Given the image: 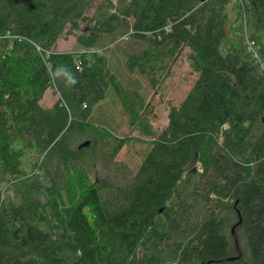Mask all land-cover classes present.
I'll list each match as a JSON object with an SVG mask.
<instances>
[{"label":"trees","instance_id":"obj_1","mask_svg":"<svg viewBox=\"0 0 264 264\" xmlns=\"http://www.w3.org/2000/svg\"><path fill=\"white\" fill-rule=\"evenodd\" d=\"M95 2L0 0V264H264V0L243 16L238 0H107L88 17ZM64 34L79 49L56 50ZM103 37L134 48L125 68L151 89L189 49L197 79L160 132ZM108 92L139 136L92 121ZM134 142L135 170L116 159Z\"/></svg>","mask_w":264,"mask_h":264},{"label":"rangeland","instance_id":"obj_2","mask_svg":"<svg viewBox=\"0 0 264 264\" xmlns=\"http://www.w3.org/2000/svg\"><path fill=\"white\" fill-rule=\"evenodd\" d=\"M95 1L96 7L88 12V17H91L95 14V10L97 7H99V5L101 7L108 6L105 3L107 0ZM111 1L115 6H118V3H120V0ZM229 17L230 24L235 25V33L239 35V30L243 29V26L241 27L240 20L236 21V12L230 9ZM245 30L246 28L243 29V31ZM86 31H88V27L85 23H82L79 32ZM126 39L127 35H124L120 40L126 41ZM249 42H253V40L248 37L244 38V43L246 44L247 48H249V46H247ZM104 46H109L111 48L109 59L112 71L115 72L119 80L122 82L123 87L128 89H137L144 96V99L148 101L150 124L155 131L160 132L167 125L168 114L171 107L179 105L197 79V74L191 69L189 65V60L187 57L189 49L185 48L182 50L177 58L174 59L169 65L168 75L160 82L156 89H151L142 76L130 75L125 68L124 58L122 57L123 50L125 51L129 49L128 51H133L134 48H129L125 43L113 42V39L106 37H103L96 47L101 49ZM257 47L259 46L257 45ZM72 49H79L78 45L76 44V36L64 34L58 40L56 50ZM99 52L101 53V50H99ZM58 97L59 95L56 89H49L41 100V104L44 107L49 108L58 99ZM91 119L96 124L107 128L111 133L118 137H124L129 134L132 136H139L136 130L128 127L127 117L125 116L121 101L113 92H108L106 99L100 102L94 108ZM86 141L89 140L83 139L78 141L77 144L80 145ZM146 148V144H141L139 142L125 145L122 147L116 159L117 161L123 162L135 170L141 163ZM28 163L29 158L24 159L25 168L29 172L30 168ZM93 177L95 179L97 178V175L94 174Z\"/></svg>","mask_w":264,"mask_h":264},{"label":"built area","instance_id":"obj_3","mask_svg":"<svg viewBox=\"0 0 264 264\" xmlns=\"http://www.w3.org/2000/svg\"><path fill=\"white\" fill-rule=\"evenodd\" d=\"M238 3H240V5H239V7L241 6V12L240 13H242V16L244 15L243 14V11H242V5H241V3H242V0H238ZM247 46H249V48H248V50H250V52L253 54V56L258 60V62H260V59H259V57H258V52H257V50H258V47H257V45L254 43V42H249L248 44H247ZM261 67L263 68L264 67V65L263 64H261Z\"/></svg>","mask_w":264,"mask_h":264},{"label":"water","instance_id":"obj_4","mask_svg":"<svg viewBox=\"0 0 264 264\" xmlns=\"http://www.w3.org/2000/svg\"><path fill=\"white\" fill-rule=\"evenodd\" d=\"M90 145V141H86V142H83L82 144L79 145V149H83V148H88Z\"/></svg>","mask_w":264,"mask_h":264},{"label":"crops","instance_id":"obj_5","mask_svg":"<svg viewBox=\"0 0 264 264\" xmlns=\"http://www.w3.org/2000/svg\"><path fill=\"white\" fill-rule=\"evenodd\" d=\"M59 51H64V50H59ZM53 104H54V103H53ZM50 107H52V106H50ZM50 107H49V108H50Z\"/></svg>","mask_w":264,"mask_h":264}]
</instances>
